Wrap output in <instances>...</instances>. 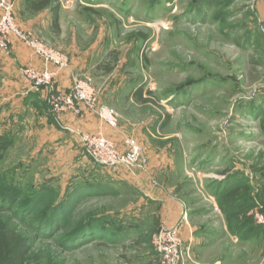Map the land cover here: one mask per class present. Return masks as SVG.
<instances>
[{
  "label": "rangeland",
  "instance_id": "374dc122",
  "mask_svg": "<svg viewBox=\"0 0 264 264\" xmlns=\"http://www.w3.org/2000/svg\"><path fill=\"white\" fill-rule=\"evenodd\" d=\"M13 2L19 27L82 63L76 78L118 114L110 138L138 140L145 160V172L111 170L82 142L76 159L63 156L45 130L60 122L49 93L43 107L25 110L9 100L0 65V226L25 239V264H258L264 0H54L37 15L26 0ZM64 209V223L53 224ZM84 225L106 235L71 243ZM168 234L178 246L167 252Z\"/></svg>",
  "mask_w": 264,
  "mask_h": 264
},
{
  "label": "built area",
  "instance_id": "2783aa9c",
  "mask_svg": "<svg viewBox=\"0 0 264 264\" xmlns=\"http://www.w3.org/2000/svg\"><path fill=\"white\" fill-rule=\"evenodd\" d=\"M13 3V0H0V56L10 54V49L19 45L29 49L40 59V68L27 67L23 70L24 76L31 84L29 91L48 89V102L57 121H61L68 113H79L84 108L96 114L107 126L117 128V112L99 104V94L91 82L76 78L69 91L58 89L56 83L59 81L60 72L68 66L66 59L60 53L49 49L31 32L17 25ZM81 142L97 165L111 170H134L139 167L138 169L145 172L142 165L145 164L143 150L139 141L134 138L128 137L119 145L109 136L99 133L82 135ZM160 240L168 248L167 252L178 246L177 239L173 238L172 234L163 235Z\"/></svg>",
  "mask_w": 264,
  "mask_h": 264
},
{
  "label": "crops",
  "instance_id": "0c3cea01",
  "mask_svg": "<svg viewBox=\"0 0 264 264\" xmlns=\"http://www.w3.org/2000/svg\"><path fill=\"white\" fill-rule=\"evenodd\" d=\"M44 11L37 14H41ZM20 26L25 30L32 31L29 27ZM40 63V59L29 49L19 45H14L10 49V54L0 56L1 68L8 73L14 89L12 91L13 93L9 97V100L17 104L22 103L25 110L29 108L35 109L36 107H43L46 101L45 99L47 98L48 89L46 88H42L38 92L29 91L31 84L23 74V70L27 67L40 68ZM81 64L82 63L79 62V60L72 62L68 60V66L61 70L59 81L56 83L60 91L67 92L72 88L74 80L77 76H75V74H77L79 67L82 68ZM99 104L101 105V103ZM51 123L52 124L45 130L54 131V136L57 138V148L60 149L59 152L62 155L65 152L72 153L73 159L78 157L79 148H81L79 145L81 140L79 141V137H77L75 133H79L80 137L86 134L93 135L99 133H103L111 138H114L117 135V128L107 126L96 114H92L84 108H82L79 113L71 112L64 115L60 122L51 121ZM73 162L74 165H77V162L74 160ZM79 168H81L80 165ZM258 264H264V257Z\"/></svg>",
  "mask_w": 264,
  "mask_h": 264
},
{
  "label": "trees",
  "instance_id": "16d2710c",
  "mask_svg": "<svg viewBox=\"0 0 264 264\" xmlns=\"http://www.w3.org/2000/svg\"><path fill=\"white\" fill-rule=\"evenodd\" d=\"M53 1L54 0H26V9L32 14H37L39 12H42L50 8L53 4ZM59 10H60V7L58 6L53 13L55 28L58 27ZM112 70L113 69L110 67L108 63L107 73L111 72ZM137 96L144 103L149 102L147 100L142 99V92H139ZM84 188H87V189L85 190V189L80 188L78 189L77 193L81 191H82V194L89 193L88 192L89 186L84 187ZM236 192L237 191L232 192L230 194V197L234 196ZM84 197L81 196L79 197V199L83 200ZM73 204L71 206H73ZM58 211L59 210H57V212ZM63 211L65 212V209L60 211L56 215V219L53 224H57L56 222L58 220H61L62 223H64V221L66 220V215L62 217ZM53 214H55V210ZM43 217H45L44 220L42 221V224L44 225V223L49 222L50 219L47 220L46 216H43ZM61 221L59 222V224L61 223ZM85 226L86 225H84L81 229H77V231L73 232L72 237L69 236V238H71L69 241H72L71 243H73L75 240L74 243L77 244V241H80L83 238L88 239V237H92V235L101 236L103 234V231L99 229L101 228L100 226L99 228L98 226H93V227H90V225H87L86 227ZM103 235H106V230L104 231ZM24 240L25 239L23 238V236H21L18 233V230L13 225L4 224L3 226H0V264H3V263L4 264H25L27 257L30 255L31 249L29 246H26Z\"/></svg>",
  "mask_w": 264,
  "mask_h": 264
}]
</instances>
